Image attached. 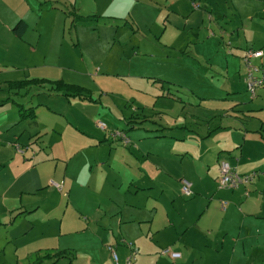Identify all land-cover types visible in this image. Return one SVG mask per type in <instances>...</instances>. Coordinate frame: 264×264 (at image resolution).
Returning a JSON list of instances; mask_svg holds the SVG:
<instances>
[{"label": "crops", "instance_id": "0c3cea01", "mask_svg": "<svg viewBox=\"0 0 264 264\" xmlns=\"http://www.w3.org/2000/svg\"><path fill=\"white\" fill-rule=\"evenodd\" d=\"M4 1L10 9L16 0H0V36L12 42L17 32L3 13ZM163 1L175 9L171 15L181 17L180 0ZM210 2L203 6L215 16L209 25L215 35L206 39L230 43L215 55L222 57L216 65L231 77L221 106L212 107L201 123L197 115L182 123L181 115L173 119L163 112L166 123L158 124L157 133L145 128L133 145L70 147L61 142L67 111L52 103L59 99L67 108L69 96L50 83L73 85L70 80L50 65L42 68L44 73L0 79V176L6 179L0 184V227L5 240L8 244L52 224L60 207L56 218L67 236L57 247H39L15 260L2 255L0 264H26L37 254L57 250H66L71 264H126L130 255L135 256L131 264H264V86L249 95L242 62L248 48L264 53V0H222L219 7L218 0ZM216 14L238 21L221 25ZM29 80L44 82L10 86ZM220 160L238 174H259L247 185L219 188ZM181 180L190 183V196L181 193ZM166 249L179 256L163 254Z\"/></svg>", "mask_w": 264, "mask_h": 264}, {"label": "rangeland", "instance_id": "374dc122", "mask_svg": "<svg viewBox=\"0 0 264 264\" xmlns=\"http://www.w3.org/2000/svg\"><path fill=\"white\" fill-rule=\"evenodd\" d=\"M206 2L180 0L176 8L183 18H177L171 15L175 9L160 0H16L10 9L4 1L3 13L17 33L12 42L0 36V79L44 73L42 68L50 65L81 88V94L68 95L67 108L59 99L52 101L55 109L67 111L61 142L70 147L133 145L145 128L157 133L158 124L166 123L163 112L173 119L181 115L182 123L197 115L201 123L212 107L221 106L231 77L216 65L222 57L215 50H227L230 43L210 42L215 16L203 6ZM186 3L202 15L187 17L192 10ZM216 18L221 25L238 21ZM99 122L104 129L97 127ZM5 180L0 176V184ZM55 218L8 244L0 227V257L15 260L39 247L61 245L67 236ZM54 264L71 263L62 258Z\"/></svg>", "mask_w": 264, "mask_h": 264}, {"label": "built area", "instance_id": "2783aa9c", "mask_svg": "<svg viewBox=\"0 0 264 264\" xmlns=\"http://www.w3.org/2000/svg\"><path fill=\"white\" fill-rule=\"evenodd\" d=\"M193 6L196 8L199 5L193 4ZM263 51L261 49H252L248 48L244 51V54L242 56V62L244 65V75H243V81L246 86V90L249 93L251 97H254L256 94V91L258 88L264 86V62L262 61L263 58ZM98 127L101 129L105 128L104 123L99 122ZM13 146L15 150L18 153H24V148L21 147L17 143H13ZM219 176H218V187L219 188H225V189H233L236 188L240 184L247 185L249 184L254 177L259 174L258 172H251L249 174H238L233 167L230 166V164L225 160L219 161ZM55 187L61 191L62 186L61 184L55 183ZM181 193L184 196H190L192 194L190 183L186 180H181ZM221 206L224 208L225 202L221 201ZM128 245H131L128 243ZM109 250L111 251V255L113 258V261L115 263L118 262V257L112 247H109ZM163 254H168L172 258H176L179 256L176 252H171L170 250L166 249L162 251ZM135 256L130 255L125 259L126 264H131L132 261H134Z\"/></svg>", "mask_w": 264, "mask_h": 264}, {"label": "trees", "instance_id": "16d2710c", "mask_svg": "<svg viewBox=\"0 0 264 264\" xmlns=\"http://www.w3.org/2000/svg\"><path fill=\"white\" fill-rule=\"evenodd\" d=\"M13 30L17 32V26H14ZM30 82H44V81L43 80L20 81V82H14L10 84V86L23 87ZM50 83L54 85L55 90L62 91L65 93V95H71L74 92L78 94L82 93V89L74 85L65 84L61 81H55V82H50ZM64 257H68V252L66 250H57V251H54L51 253H45L42 255L37 254L34 258V261L26 263V264H48L47 262L52 259H53V262L49 264H54L56 263L57 260H59L60 258H64Z\"/></svg>", "mask_w": 264, "mask_h": 264}]
</instances>
